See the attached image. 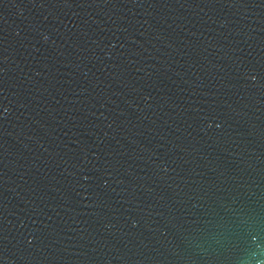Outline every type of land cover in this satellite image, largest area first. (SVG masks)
<instances>
[{
    "label": "water",
    "instance_id": "water-1",
    "mask_svg": "<svg viewBox=\"0 0 264 264\" xmlns=\"http://www.w3.org/2000/svg\"><path fill=\"white\" fill-rule=\"evenodd\" d=\"M0 264H264V0H0Z\"/></svg>",
    "mask_w": 264,
    "mask_h": 264
}]
</instances>
